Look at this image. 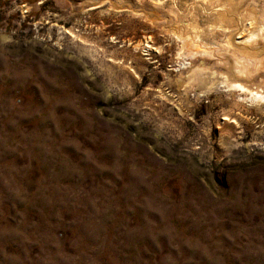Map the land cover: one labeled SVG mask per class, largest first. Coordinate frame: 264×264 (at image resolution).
<instances>
[{
    "label": "rangeland",
    "instance_id": "374dc122",
    "mask_svg": "<svg viewBox=\"0 0 264 264\" xmlns=\"http://www.w3.org/2000/svg\"><path fill=\"white\" fill-rule=\"evenodd\" d=\"M212 1L0 0V264H264V101L178 82L264 0Z\"/></svg>",
    "mask_w": 264,
    "mask_h": 264
},
{
    "label": "bare ground",
    "instance_id": "6f19581e",
    "mask_svg": "<svg viewBox=\"0 0 264 264\" xmlns=\"http://www.w3.org/2000/svg\"><path fill=\"white\" fill-rule=\"evenodd\" d=\"M160 3L162 0H154ZM90 6L92 4H89ZM231 8L236 9V5L231 2ZM213 8L221 7L220 12H217L218 22L222 25L226 22V16L228 14L227 8L223 7L218 0H213L211 3ZM240 8V7H239ZM241 11V10H240ZM149 12V11H148ZM226 12V13H225ZM155 13V12H154ZM238 22L243 23V17H238ZM237 22V21H236ZM199 26H191V29L197 30ZM185 35V34H184ZM257 38V34H252L251 38ZM184 43L187 53L192 57V59L201 55L203 58L200 60L201 64L194 67L190 74L186 78L180 76L178 78L179 88L181 89L185 86L188 81H195L196 86H203L206 91L216 88L218 83H224L233 90L240 91L250 95L252 100H257L259 102L264 101V57L260 58V52H255L249 50H238L237 55L230 56L228 58H218L213 63L209 65L211 58L215 56L218 50L214 46H208L200 38L198 31L194 34H189L186 38H181ZM232 39L229 38L228 44L234 47ZM252 40V39H250ZM246 46V45H245ZM236 51L234 48H230ZM212 63V62H211ZM194 65V64H193ZM191 69V68H190ZM202 91V90H201Z\"/></svg>",
    "mask_w": 264,
    "mask_h": 264
}]
</instances>
